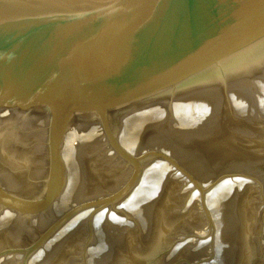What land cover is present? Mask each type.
<instances>
[{
	"label": "water",
	"instance_id": "water-1",
	"mask_svg": "<svg viewBox=\"0 0 264 264\" xmlns=\"http://www.w3.org/2000/svg\"><path fill=\"white\" fill-rule=\"evenodd\" d=\"M0 264H264V0H0Z\"/></svg>",
	"mask_w": 264,
	"mask_h": 264
}]
</instances>
